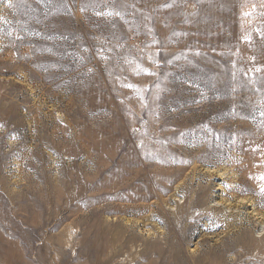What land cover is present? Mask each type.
I'll use <instances>...</instances> for the list:
<instances>
[{"label":"rangeland","instance_id":"374dc122","mask_svg":"<svg viewBox=\"0 0 264 264\" xmlns=\"http://www.w3.org/2000/svg\"><path fill=\"white\" fill-rule=\"evenodd\" d=\"M264 0H0V264H264Z\"/></svg>","mask_w":264,"mask_h":264},{"label":"snow or ice","instance_id":"6c2138e0","mask_svg":"<svg viewBox=\"0 0 264 264\" xmlns=\"http://www.w3.org/2000/svg\"><path fill=\"white\" fill-rule=\"evenodd\" d=\"M262 179H264V177H262Z\"/></svg>","mask_w":264,"mask_h":264}]
</instances>
